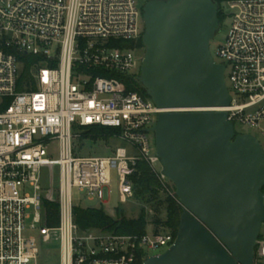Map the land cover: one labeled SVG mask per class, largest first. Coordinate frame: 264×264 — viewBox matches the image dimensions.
<instances>
[{"label": "built area", "instance_id": "1", "mask_svg": "<svg viewBox=\"0 0 264 264\" xmlns=\"http://www.w3.org/2000/svg\"><path fill=\"white\" fill-rule=\"evenodd\" d=\"M226 3L231 26L218 54L232 100L221 110L237 133L256 136L240 132L242 125L264 136V0ZM144 32L138 0H0V264H40L46 246L58 251V264H145L150 250L174 243L170 229L83 230L74 213V189L85 199L109 201L112 170L121 200L135 197L140 159L177 196L157 167L151 128L162 112L190 109L161 108L130 88L142 86ZM94 125L117 128L124 145L111 155H78L80 129ZM54 142L58 158L48 153ZM56 168L58 192L48 199L59 203V222L50 226L44 170L56 175ZM256 254L264 259V238Z\"/></svg>", "mask_w": 264, "mask_h": 264}, {"label": "water", "instance_id": "2", "mask_svg": "<svg viewBox=\"0 0 264 264\" xmlns=\"http://www.w3.org/2000/svg\"><path fill=\"white\" fill-rule=\"evenodd\" d=\"M215 0H149L139 80L161 108L156 152L184 207L174 243L145 264H254L264 224V148L221 110L232 96L210 48Z\"/></svg>", "mask_w": 264, "mask_h": 264}, {"label": "trees", "instance_id": "3", "mask_svg": "<svg viewBox=\"0 0 264 264\" xmlns=\"http://www.w3.org/2000/svg\"><path fill=\"white\" fill-rule=\"evenodd\" d=\"M217 3L222 4L224 0H215ZM225 14L220 8L218 13V19L222 23L225 19ZM138 45L143 47V39H139ZM29 72L28 66L24 69V76H27ZM131 89L137 90L145 96H148L146 90L140 85H132ZM119 130L112 126H88L83 128L81 139L77 143V153L83 147L84 140L86 138H92L94 140L108 141L114 136H118ZM135 187V197L144 204L150 205L155 202L160 193L166 194V210L167 218L164 221V225L170 229L175 236H177L181 217L184 212V207L179 202L177 196L167 194L164 190L162 180L158 174L153 170L150 163L144 159H140L137 162V171L132 176ZM172 190L176 192V187L173 184ZM264 190V189H263ZM76 222L80 228L87 230L90 228H100L105 231H111L118 234H144L147 229L148 220L145 208L141 211L140 215L136 219L127 218L124 214H118L116 218L106 213L103 208L96 207H84L81 205L75 206L74 209ZM44 218L45 222L50 226H55L59 222V203L54 200L44 199ZM160 221V220H159ZM262 235L260 234L259 238ZM254 264H260L258 261V255L256 254Z\"/></svg>", "mask_w": 264, "mask_h": 264}, {"label": "rangeland", "instance_id": "4", "mask_svg": "<svg viewBox=\"0 0 264 264\" xmlns=\"http://www.w3.org/2000/svg\"><path fill=\"white\" fill-rule=\"evenodd\" d=\"M149 0H138V4L143 8V5ZM221 8L224 11L226 17L224 21L221 23V30L213 35L211 42H210V48L211 53L214 57V59L220 63L222 62V59L220 55L218 54V50L220 47L224 44L225 39L227 37L228 31L231 26V18L229 16V7L226 3V0H224L221 4ZM145 54V52H144ZM237 129L240 132H252L254 133L260 140L263 148H264V136L259 134L256 130L248 127V126H238ZM81 132H83V129H80ZM82 136L78 138V140L81 139ZM77 140V143L79 141ZM85 145L80 149L78 152V155L84 156V155H90V156H106L111 155L112 151L119 145H124V141H122L118 136H114L108 141L104 140H94L92 138H86L84 140ZM48 153L53 156V158L59 157V148L58 143L54 142L51 144L48 148ZM158 169H162V165L159 162L157 164ZM58 168L55 169L56 175H54L49 170H44V184H45V196L48 199L49 196H51V192L56 194L58 191ZM110 187V198L109 201L106 203H103L99 200H88L85 199V194L82 192H79L78 189H74V197L76 201L79 203V205L84 207H96V208H103L107 214L113 216L116 218L118 214H124L127 218L130 219H136L139 217L141 211L143 208H145L148 225L147 229L148 231H153L154 229H159L161 231H167L168 228L164 225V221L167 218V210H166V194L160 193L158 198L153 202V204L145 205L143 202L139 201L136 197L127 199L126 201L121 200V193L119 191V176L117 174L116 170H112L111 172V182L109 184ZM160 220V221H159ZM37 231H33V235H38ZM261 235L262 237L259 239L264 238V224L261 229ZM167 248L162 249H154L150 250V254L157 255L161 252L165 251ZM55 253V254H54ZM41 263L40 264H58V251L50 250L49 247H43L40 254ZM260 264H264V259L259 260Z\"/></svg>", "mask_w": 264, "mask_h": 264}]
</instances>
